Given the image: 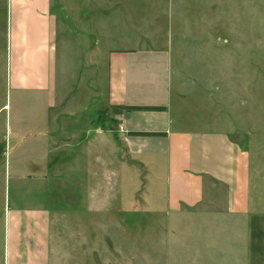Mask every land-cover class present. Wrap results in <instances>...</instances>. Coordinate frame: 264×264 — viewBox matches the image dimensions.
Returning a JSON list of instances; mask_svg holds the SVG:
<instances>
[{"label": "crops", "instance_id": "crops-1", "mask_svg": "<svg viewBox=\"0 0 264 264\" xmlns=\"http://www.w3.org/2000/svg\"><path fill=\"white\" fill-rule=\"evenodd\" d=\"M100 1L0 0V264H87L90 233L103 230L105 217L137 208L139 172L121 158L122 147L148 170L143 216H169L170 224L186 216L192 229H222L226 260L237 249L244 264H264L263 149L248 151L232 127L211 131V48L199 41L211 35L173 29L199 24V2L143 0L137 11ZM104 3L114 15L164 27L142 29L139 46L103 52L105 31L92 23L110 14ZM87 35L97 44L92 53L108 55L104 105L142 108L114 116L118 141L80 118L79 134H69L63 122L88 108L86 92L77 95ZM194 54L203 56L195 70L184 57Z\"/></svg>", "mask_w": 264, "mask_h": 264}, {"label": "rangeland", "instance_id": "rangeland-1", "mask_svg": "<svg viewBox=\"0 0 264 264\" xmlns=\"http://www.w3.org/2000/svg\"><path fill=\"white\" fill-rule=\"evenodd\" d=\"M140 1L143 0H118L121 6V9H118L140 11L144 9L140 7ZM195 1L199 2L201 9L199 24L190 23L189 26L187 23H177L173 29L180 30L184 27L185 30L195 32L198 28L199 31H206L211 35L210 38L199 40L207 42L211 48V55L206 56L211 62V131L219 132L223 131L224 127H232L233 131L235 130L234 138L248 151L254 153L258 148L264 152V0ZM204 1H209V8L207 3L203 7ZM100 2L106 3V0ZM105 3L103 7L111 11L112 7ZM203 13L211 19L209 24L207 20L204 21ZM137 18L139 17L135 14H130L127 18L121 14L114 15L111 11L107 18H100L104 21L92 23V27L96 29L97 26L101 33L105 31L102 51L108 48L127 49L139 46L142 41V29L150 26L164 27L165 24L141 23ZM87 19L89 29L91 22L88 17ZM96 19L97 17L92 20ZM78 23L72 22V25L75 27ZM128 27H133L136 31L133 32ZM147 44L151 45L148 39ZM83 46L88 52V70L85 71V64L82 63L84 68L79 79L82 83L79 82L77 95L83 90L86 92L88 103L85 105L88 108L81 116L79 114V117H73L76 122L63 121L68 128L67 133L79 134L76 129L80 119L82 127L93 128L95 124L98 127L117 129L118 122L114 116L120 109H110L104 105L108 90V55L92 53L91 51L95 52L97 44L95 38L91 39L88 35L82 38ZM184 57L190 58L188 63H192L195 70L196 60L203 56L194 54ZM99 114L104 115L106 119L103 123H97ZM92 119L95 120L93 123ZM58 123L59 127L64 125L61 121ZM239 130L241 131L238 132ZM4 153V158L10 161L14 168L15 156L8 150ZM131 160L134 164L143 166H132L139 172L141 182V187L135 195L137 208L129 212L123 210L124 214L115 216V220L105 217L103 230L90 233L93 243H88L87 264H244L239 259L237 249L236 257L226 260L225 255L228 254L230 245L228 237L227 240L224 239L222 229L220 232L198 230L197 227L192 229L194 221L186 216L183 224H179L177 218L172 224L170 221L168 223L166 217L169 216H143L142 206L146 196L150 194L147 191L148 170L139 161L132 158ZM132 220L135 227L127 229L125 223Z\"/></svg>", "mask_w": 264, "mask_h": 264}, {"label": "trees", "instance_id": "trees-1", "mask_svg": "<svg viewBox=\"0 0 264 264\" xmlns=\"http://www.w3.org/2000/svg\"><path fill=\"white\" fill-rule=\"evenodd\" d=\"M66 20H67V23H69V21H68V19L66 18ZM122 110H128V109H139V108H133V107H125V108H121ZM120 109V110H121ZM142 109V108H141ZM147 109H151V110H162L163 108L162 107H148ZM119 113H121V112H118V114ZM105 117H104V115H101V114H99V117H98V121H97V123H103L104 122V120H106V119H104ZM103 120V121H102ZM103 129H105V130H111L113 133H114V135H115V138L117 139V141H118V137H117V132H116V130L114 129V128H110V127H107V126H101ZM121 154H122V158H123V160L125 161V162H127L128 164H130V165H137L139 168L140 167H143L141 164H139V163H136V164H134L133 162H132V160L130 159V157H129V155L127 154V151H126V149L124 148V147H122V152H121ZM143 184L145 185V180L143 179Z\"/></svg>", "mask_w": 264, "mask_h": 264}]
</instances>
